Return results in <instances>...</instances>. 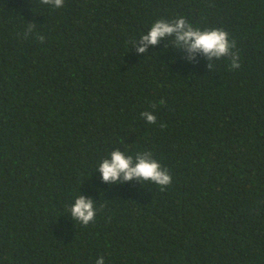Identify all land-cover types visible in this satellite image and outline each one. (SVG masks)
<instances>
[{"label": "trees", "instance_id": "obj_1", "mask_svg": "<svg viewBox=\"0 0 264 264\" xmlns=\"http://www.w3.org/2000/svg\"><path fill=\"white\" fill-rule=\"evenodd\" d=\"M180 17L226 31L240 67L175 35L138 53ZM117 149L151 153L171 183L103 181ZM100 257L264 264V0H0V264Z\"/></svg>", "mask_w": 264, "mask_h": 264}, {"label": "clouds", "instance_id": "obj_2", "mask_svg": "<svg viewBox=\"0 0 264 264\" xmlns=\"http://www.w3.org/2000/svg\"><path fill=\"white\" fill-rule=\"evenodd\" d=\"M42 4H51L54 7H61L64 0H40ZM175 35L178 45L183 46L188 52H201L209 61L213 58L231 57V67L239 68V53H233L235 42L229 40L228 33L219 28L201 30L194 28L185 18L180 17L172 22L166 20L156 21L146 35L141 36L142 46L137 49L138 53H144L149 44L156 45L161 38ZM211 67V65H209ZM146 118L148 123L154 124L156 116L150 111L140 114ZM99 171L105 182H118L121 177L125 181L138 179L154 183L163 189L171 183V176L167 169L151 153H139L133 158L125 155L119 149L110 153L109 158H105L99 164ZM71 216L83 225L93 221L96 214L93 201L79 196L75 199L70 208ZM96 264H104L103 257L96 260Z\"/></svg>", "mask_w": 264, "mask_h": 264}]
</instances>
